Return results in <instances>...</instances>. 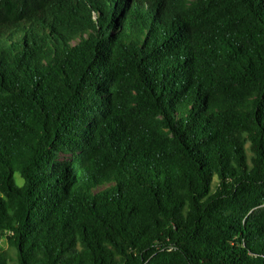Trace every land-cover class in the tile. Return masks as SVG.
I'll list each match as a JSON object with an SVG mask.
<instances>
[{
    "label": "trees",
    "instance_id": "1",
    "mask_svg": "<svg viewBox=\"0 0 264 264\" xmlns=\"http://www.w3.org/2000/svg\"><path fill=\"white\" fill-rule=\"evenodd\" d=\"M0 240L264 264V0H0Z\"/></svg>",
    "mask_w": 264,
    "mask_h": 264
},
{
    "label": "rangeland",
    "instance_id": "2",
    "mask_svg": "<svg viewBox=\"0 0 264 264\" xmlns=\"http://www.w3.org/2000/svg\"><path fill=\"white\" fill-rule=\"evenodd\" d=\"M17 182L21 185L22 180L19 175H16ZM0 250L6 251L12 258H15L16 250L7 240H0Z\"/></svg>",
    "mask_w": 264,
    "mask_h": 264
}]
</instances>
